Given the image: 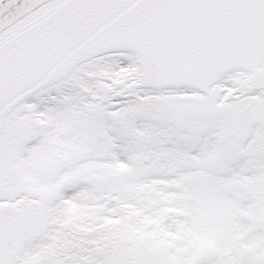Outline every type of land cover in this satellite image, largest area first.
Wrapping results in <instances>:
<instances>
[{
  "label": "snow or ice",
  "instance_id": "snow-or-ice-1",
  "mask_svg": "<svg viewBox=\"0 0 264 264\" xmlns=\"http://www.w3.org/2000/svg\"><path fill=\"white\" fill-rule=\"evenodd\" d=\"M0 264H264V0H0Z\"/></svg>",
  "mask_w": 264,
  "mask_h": 264
}]
</instances>
